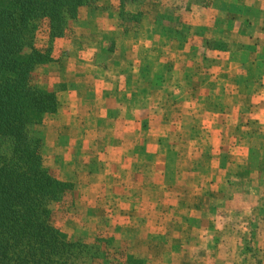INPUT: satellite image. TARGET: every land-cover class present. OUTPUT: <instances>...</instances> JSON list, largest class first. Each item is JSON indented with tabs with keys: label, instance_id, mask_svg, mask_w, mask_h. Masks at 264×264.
I'll use <instances>...</instances> for the list:
<instances>
[{
	"label": "rangeland",
	"instance_id": "rangeland-1",
	"mask_svg": "<svg viewBox=\"0 0 264 264\" xmlns=\"http://www.w3.org/2000/svg\"><path fill=\"white\" fill-rule=\"evenodd\" d=\"M212 5L95 0L35 75L58 108L29 135L50 172L73 185L52 222L84 243L89 264H264V150L232 148L223 79L220 110L191 97L190 49L200 41L189 35L194 23L193 33L217 32L198 13ZM175 52L181 71L169 63ZM241 105L249 111L251 100Z\"/></svg>",
	"mask_w": 264,
	"mask_h": 264
},
{
	"label": "trees",
	"instance_id": "trees-1",
	"mask_svg": "<svg viewBox=\"0 0 264 264\" xmlns=\"http://www.w3.org/2000/svg\"><path fill=\"white\" fill-rule=\"evenodd\" d=\"M94 1L0 0V264H89L84 243L52 222V205L73 185L50 172L29 127L58 108L36 73L80 7Z\"/></svg>",
	"mask_w": 264,
	"mask_h": 264
},
{
	"label": "crops",
	"instance_id": "crops-1",
	"mask_svg": "<svg viewBox=\"0 0 264 264\" xmlns=\"http://www.w3.org/2000/svg\"><path fill=\"white\" fill-rule=\"evenodd\" d=\"M199 12L206 15L207 27L214 24L213 29L217 32L210 30L203 35L196 34L192 28L197 27L194 30L197 32L200 24H192L189 36L195 39L193 42H200L197 46L193 44L190 49L192 55L188 68L193 72L192 85H195L191 89V97H195V101L207 103L208 109L220 110L222 106L215 102L214 94L217 80L223 79L221 83L224 88L219 100L232 103L228 113L223 115L229 121L226 125L232 133V148L254 150L255 154H260L264 150L261 143L264 139V0H214V5ZM211 36L222 38L218 46H214ZM180 55L175 52L171 60L168 59L178 71H181V67L176 61ZM177 84L180 83L175 81L172 86L174 94L179 91ZM244 87L251 89L246 90ZM199 88L206 90L204 93L198 92ZM244 100H251L249 111L241 105ZM205 115L208 119L213 118L215 113L210 110ZM246 123L254 127L256 138L243 137L246 131L244 125L249 126ZM221 146L224 149V145Z\"/></svg>",
	"mask_w": 264,
	"mask_h": 264
}]
</instances>
